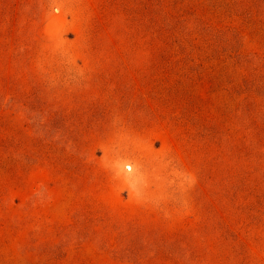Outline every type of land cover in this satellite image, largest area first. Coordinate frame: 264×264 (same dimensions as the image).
I'll use <instances>...</instances> for the list:
<instances>
[{
    "label": "rangeland",
    "instance_id": "374dc122",
    "mask_svg": "<svg viewBox=\"0 0 264 264\" xmlns=\"http://www.w3.org/2000/svg\"><path fill=\"white\" fill-rule=\"evenodd\" d=\"M0 264H264V0H0Z\"/></svg>",
    "mask_w": 264,
    "mask_h": 264
}]
</instances>
